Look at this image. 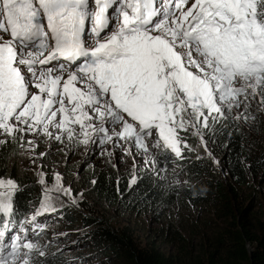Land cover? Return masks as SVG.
I'll list each match as a JSON object with an SVG mask.
<instances>
[{
  "label": "snow or ice",
  "instance_id": "1",
  "mask_svg": "<svg viewBox=\"0 0 264 264\" xmlns=\"http://www.w3.org/2000/svg\"><path fill=\"white\" fill-rule=\"evenodd\" d=\"M260 113L264 0H0V146L139 148L159 178L164 165L151 154L190 151L181 133L211 155L219 129ZM22 190L0 178V264L43 256L27 227L14 231ZM51 191L39 202L44 213L71 188ZM41 214L33 209L29 225Z\"/></svg>",
  "mask_w": 264,
  "mask_h": 264
},
{
  "label": "trees",
  "instance_id": "2",
  "mask_svg": "<svg viewBox=\"0 0 264 264\" xmlns=\"http://www.w3.org/2000/svg\"><path fill=\"white\" fill-rule=\"evenodd\" d=\"M181 135L190 141L189 135ZM212 141L225 148L224 158L231 176L227 181L208 157L167 153L160 159L168 170L164 177L171 173L172 166L180 165L185 168L186 184L179 186L165 178L154 180L144 170L133 185L131 176H116L101 170L90 185V191L96 197L126 211L136 212L151 203L168 208L178 202L186 204L190 212L191 209L204 212V205L214 209L212 215L215 218L207 219L203 229H192L187 235L169 223L167 232L173 234V247L163 246V242L155 239L140 238L137 229L130 224L112 223L90 213L78 214L72 206L63 207L56 213L67 224L82 221L90 226L89 241L105 249L120 264H264V213L259 214L254 203L259 196L253 194L251 201L243 204L238 189V186L247 188L256 183L259 171L263 173L259 186H264V146L257 135L240 122L219 129ZM23 143L13 140L0 146V178H11L23 189L15 197V222L40 208L39 202L44 199L33 177L21 171L14 160ZM85 208L90 209L89 206ZM34 260L39 264H84V261H74L58 253L36 256Z\"/></svg>",
  "mask_w": 264,
  "mask_h": 264
},
{
  "label": "rangeland",
  "instance_id": "3",
  "mask_svg": "<svg viewBox=\"0 0 264 264\" xmlns=\"http://www.w3.org/2000/svg\"><path fill=\"white\" fill-rule=\"evenodd\" d=\"M246 126L257 135L258 141L264 146V113L257 114L254 120L249 119ZM189 136L191 138L190 141H187L184 137L183 139L186 143L188 142L190 151L186 152L182 148L181 152L183 154L181 156H185L187 153L195 158L208 157L215 164L219 175L224 180L231 179L227 160L224 158L225 148H221L211 140L208 149L211 155H208V152L201 147L202 142L197 136L195 134H189ZM23 145L14 160L18 163L17 166L21 171L31 178L33 177L34 181L39 185L41 196L44 199H46L44 193L47 189L53 190L48 192V196L54 197V190L58 185L70 186L71 193L68 198L56 203L58 210L66 206H72L77 210L78 214L90 213L93 216L105 217L112 223L120 224L123 222L130 224L137 229V234L140 238L158 240L163 242V246L169 248L173 247L171 243L173 234L167 232L169 223L172 222L177 230L179 229V231L187 235L192 229H203L202 225L204 222L206 223L207 219L215 218L212 215L214 209L208 205H204V212L201 209H191L190 212V209H187V205L180 202L168 208H162V205L151 203L144 205L135 212L126 211L123 207H119L115 203H110L92 194L90 185L101 170L116 176L125 177H139L146 170L148 175H152L154 180L165 178L179 186L186 184L185 168L180 165L172 166L171 173L165 177L164 175L168 171L165 167L159 178L153 175L151 171L145 168L143 163V160H148L150 157L143 155L139 148L125 154L119 148L110 149L109 146H105V149L102 150L92 144L88 146L82 144L69 146L68 144L61 145L51 140H45L31 150L27 143H23ZM109 150L113 153L111 156L107 154ZM40 153L45 155L41 156ZM171 153L170 150L160 149L151 155L162 164L160 159L165 154L169 155ZM142 155L143 160L140 159ZM33 158L35 159L34 164L32 162ZM55 173H59V177H56ZM39 176H45L47 179V184L43 187L38 183ZM262 177L263 173L259 171L255 177L256 183H253L252 186L247 188L238 186L241 194L240 202L243 204L249 203L253 194L259 196L258 199L254 200V203L256 208H259V214L261 215L264 213V186H259ZM73 193L78 195L73 196ZM73 199L77 201L76 204L72 203ZM53 202L55 203V200ZM85 206H89L90 209H86ZM39 209L43 214L38 215L36 220L29 225L30 218L33 215L32 211L24 220L20 221V224L14 223V231L24 232L25 227H27L25 234L33 241L38 238L39 244L43 246V257L58 253L74 261H84V264H120L114 261L105 249L89 241L90 226L82 221L67 224L61 217H58L56 211L51 214V209L47 213H44L43 208ZM181 219L183 222H180ZM182 223L184 226H182ZM35 257L36 255L34 254L33 259Z\"/></svg>",
  "mask_w": 264,
  "mask_h": 264
}]
</instances>
